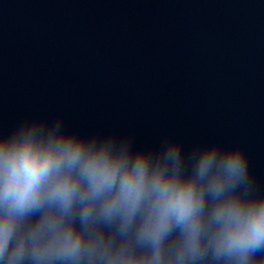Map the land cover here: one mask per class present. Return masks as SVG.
<instances>
[{
  "label": "water",
  "instance_id": "95a60500",
  "mask_svg": "<svg viewBox=\"0 0 264 264\" xmlns=\"http://www.w3.org/2000/svg\"><path fill=\"white\" fill-rule=\"evenodd\" d=\"M242 145L264 192V0H0V127Z\"/></svg>",
  "mask_w": 264,
  "mask_h": 264
},
{
  "label": "clouds",
  "instance_id": "9594fccd",
  "mask_svg": "<svg viewBox=\"0 0 264 264\" xmlns=\"http://www.w3.org/2000/svg\"><path fill=\"white\" fill-rule=\"evenodd\" d=\"M0 264H264V192L242 145L0 127Z\"/></svg>",
  "mask_w": 264,
  "mask_h": 264
}]
</instances>
